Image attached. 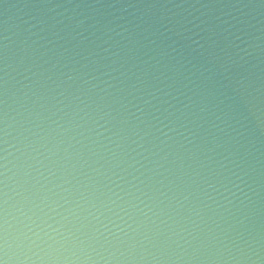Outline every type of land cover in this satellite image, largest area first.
Masks as SVG:
<instances>
[{"label":"water","instance_id":"95a60500","mask_svg":"<svg viewBox=\"0 0 264 264\" xmlns=\"http://www.w3.org/2000/svg\"><path fill=\"white\" fill-rule=\"evenodd\" d=\"M5 209L69 264H264V0H0Z\"/></svg>","mask_w":264,"mask_h":264},{"label":"clouds","instance_id":"9594fccd","mask_svg":"<svg viewBox=\"0 0 264 264\" xmlns=\"http://www.w3.org/2000/svg\"><path fill=\"white\" fill-rule=\"evenodd\" d=\"M3 204H7L6 199L3 201ZM36 207H39V205H36ZM63 218L66 219L67 217ZM27 219L31 221V224L24 225L26 231H21L13 235L9 231L10 226L7 220L6 209L3 213H0V264H69L68 257L62 258L53 255L54 249L51 244L48 245L47 251L41 250L43 252L42 255L28 254V251L31 250V244L29 243L31 237L29 233L33 231L32 224H35L36 221L32 220V217H27ZM56 223H60V221H56ZM47 228L51 229L53 232L59 231V229L55 228L52 224H48ZM79 260V257H75L72 264H76V261ZM83 264H87V260H85Z\"/></svg>","mask_w":264,"mask_h":264}]
</instances>
